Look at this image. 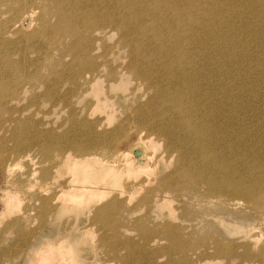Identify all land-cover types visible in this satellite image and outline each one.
Segmentation results:
<instances>
[{"label": "bare ground", "instance_id": "bare-ground-1", "mask_svg": "<svg viewBox=\"0 0 264 264\" xmlns=\"http://www.w3.org/2000/svg\"><path fill=\"white\" fill-rule=\"evenodd\" d=\"M92 1L95 4H89L87 0H41L43 5L49 6L50 2L54 5L42 10L38 9L40 6L36 0H6L0 8V19L15 14L13 30H9L6 22L0 21V113L20 109L19 95L35 93L46 86L50 98L58 97V104L70 103L73 96L79 105L77 112L73 109L71 122H65L67 132L41 130L40 137L35 140H22L16 134L12 137L6 132L5 137L13 140L16 146L2 155L3 161H7L8 169H5L10 170L16 160L19 163L30 157L29 152L22 151L39 144L45 162L51 164V168L44 172L48 177L45 179L51 180L52 188L56 189L49 203L57 205L60 211L63 209L65 214L74 211L76 219L83 217L73 236L65 234V239L61 237L59 244L46 245L39 250L38 264H66L65 260H69V264H94L87 262V257L79 258L81 251L75 246L76 242L66 239L72 237L73 241H77L88 235L86 224H107V220L111 222V217L113 221V214L121 204L127 205L132 201L135 204H131L125 218L128 221L124 219L122 226L125 233L129 232L128 223L140 229L142 234H147L146 242L149 238V244L163 240L170 243L164 248L154 249L144 259H132L129 254L121 256L115 250L110 254L121 264H162V261H155L149 255L159 256L163 252L170 256L168 264H178L180 259L176 254L188 255L189 246L179 240L183 234H192L186 230L199 228L198 224L195 225L197 222L223 225L224 215L228 214L227 204L236 205L244 199L253 201V196L258 197L264 191V178L258 179V183L254 182L255 177L245 180L244 177L226 173L222 131L225 129L226 106L230 97L231 104L238 110L243 109L240 105L241 93L256 98L261 96L264 103V87H257L259 82L264 81L263 53L240 54L241 49L264 41V14L248 27V31L254 34L252 38L236 26L245 16L251 17L249 10L255 5L256 10L262 11L264 2L240 0L235 5L232 0H187L191 2L188 5L184 0L170 4L169 0H155L144 9L134 0H109L114 10H120L123 26L128 32L119 41L121 48H128V59L119 56L117 65L100 62L87 67L84 65L87 53L80 59L73 52L75 39L86 46L89 40L110 39L115 28L108 25L110 30L107 32L106 27L93 29L98 22L107 19L109 10L108 5L100 7L108 0ZM165 11H171L169 17L177 13L174 22L169 23L168 17L163 19ZM52 14L57 18L54 24H50L47 18ZM86 17H90L89 21ZM32 23L37 25L33 38L37 43L31 46L30 41L12 40L10 35L15 32L23 35V24L29 27ZM63 25L70 28L63 31ZM64 32L73 37L68 45H64ZM88 32L91 39L87 36ZM139 44L148 49L135 58ZM130 45L133 47L131 52ZM31 47L34 50L30 54L35 53L36 58L25 55ZM54 48H60L59 57L55 59ZM88 49L90 57L95 58L100 47L95 44ZM38 58L42 59L36 60ZM254 66L257 68L254 69ZM62 79L69 86L63 84ZM237 84L244 87L237 88ZM117 91L130 93L127 97L118 96L122 97L119 103L113 96ZM116 103L125 113L123 117L117 118L109 111ZM140 103H147L154 109L144 113L141 108L133 107ZM61 124L64 125L63 121ZM113 124L116 127L110 128ZM127 127L135 129L137 134H144V137L138 134L139 140L130 147V151H119L112 140ZM142 127L145 132L141 131ZM4 141L0 138V149ZM14 195L12 201L16 200ZM10 201L2 200L3 204ZM153 207V212L160 211L161 214L158 212L151 218ZM195 207L201 211L195 212ZM179 209L183 211L182 219L190 222L188 229L175 223ZM147 219L156 221V227H145ZM69 227L68 231L71 230ZM238 230L243 231L244 228ZM111 231L118 232L116 228ZM249 238L245 246L259 247L263 254L259 257L249 252L247 258L252 260L258 255V263L263 264V231ZM126 246L123 248L126 251L132 248L129 243Z\"/></svg>", "mask_w": 264, "mask_h": 264}, {"label": "rangeland", "instance_id": "rangeland-1", "mask_svg": "<svg viewBox=\"0 0 264 264\" xmlns=\"http://www.w3.org/2000/svg\"><path fill=\"white\" fill-rule=\"evenodd\" d=\"M5 1L6 0H0V8L3 6ZM36 1L38 2L37 5L40 6V8L38 9L47 10L48 8L54 6L52 2L49 3V6H46L40 2L41 0ZM83 1L84 0H81V2ZM87 1L89 4H95L92 0ZM134 1H137L139 4H141L142 8L147 9L155 0ZM159 1L162 2L163 0ZM176 1L177 0H169V4L171 2L175 3ZM258 1L264 2V0ZM184 2L188 5H190L191 3L187 0H184ZM231 3H234L236 5L240 3V0H232ZM102 4L103 6L100 5L101 8H104L105 5H108L109 11L107 13V19L104 18L102 23L98 22L93 29L96 30L100 27H106L107 32L110 30L109 26L112 27L113 25L115 26V28L112 31V37L110 39L101 37L102 39L94 40L92 42L91 40H89L86 46H84L81 41L75 39V44L73 46V52L76 53V55L80 59L87 53V60H84V65H86L87 67L100 62L117 65L118 62H120L119 56L122 57V59H128V48L123 49L119 44L120 39L126 37L128 33L123 26L121 12L119 9L114 10V7L109 0L103 2ZM250 4L253 8L252 2ZM250 4H248L247 7H250L251 9ZM256 7L257 5H255V9L253 8L249 10V15H251V17L246 18L245 16L243 21H240L236 24V26L242 33H244L246 36H251V38L254 34L248 31V27L255 19H258L259 16L264 14V12H262L264 11V7L262 8V11H260V9L259 11L256 10ZM170 14L171 11H165L163 19H166L168 17L167 21H169V23H172L174 22L177 13H175L174 16L169 17ZM222 16L224 18V14H222ZM14 17L15 14L12 13L11 15H7L5 17L3 16L0 21L2 23L6 22L9 30H13L15 28L13 25ZM47 18L50 24L56 23L57 18L53 16V14ZM89 18L90 17H86L85 19H88L89 21ZM36 27L37 25L35 23H32V25L29 27L23 24V35H18V33L15 32L10 36L14 41L18 40L19 42L23 43H25V41H30L31 46H33L34 43H37L36 38L33 39L36 33ZM69 28L70 27L68 25H63L62 27L63 31ZM228 29L229 25L227 24V30ZM25 34H27L28 37H26ZM64 35V45L70 44L73 40V37L68 32H64ZM262 35L264 36V33ZM87 36L89 39H91L89 32L87 33ZM95 44L97 47H100V49L99 51H97V56L95 58H91L88 52V47L90 48ZM224 45L226 46L227 44L224 43ZM60 48H54L52 52L54 55L53 59L59 57ZM263 48L264 41L260 42L259 45L254 44L245 49H241L242 52H240V54L241 56H243L244 54L250 56L252 53L259 52L258 55L260 53H263V56H261V58L263 57L262 62L264 64ZM129 49L131 52L133 47L130 45ZM146 49L148 48L139 44L135 58L140 52L146 51ZM33 50L34 48L32 49L31 47V50L25 55H30L33 58H36L37 55L35 53L30 54V52ZM243 52L244 54H242ZM41 59L42 58H38L36 60ZM49 65H52V61H49ZM146 65L150 66V64L148 63ZM108 67L112 66L108 65ZM255 68L257 67L254 66V69ZM150 72H153V70H150ZM61 82L63 83L64 80L62 79ZM63 84L69 86L67 82ZM236 87L240 88L244 87V85L237 84ZM257 87H264V81L259 82L257 84ZM47 92H49V89L46 86L42 89H38L37 91H35V93L30 92L28 94H21L18 97L20 98V109H11L9 113H0V138H3L5 140L2 143V148L0 149V264H38L37 255L39 250H41V248L43 247H46V245L51 246L53 244H59V241H61L62 238L65 237V234L73 236L76 232L75 229L77 224H79V221L83 218L82 216H78V219H76L77 214L74 211H71V213L68 211L69 213L66 212L65 214V211L63 209L62 211H60L59 209L61 208L57 207V205L49 203L48 200L52 196V194L56 192V189L52 188L53 184L50 183L51 180L49 182L47 181L49 179H45V177H48L44 175V172L45 170L51 168V164L49 162H45V156L39 144H35V146L29 148V150L25 149L24 151H22L23 149H21V151L24 153L29 152V155L31 156L22 159L21 161H19V163L16 160L17 165L16 161H14L13 163L15 164H13V166L11 167L13 170H11V168L10 170L5 169L7 168V164H5V162L7 161H3L2 155L9 153V151H11L16 146L13 144V140L7 139L5 137L6 132L12 137H14V134H16L17 137L22 140L24 138H31V140H35L40 137L41 130H57L61 133L68 131V125H65V122H71L69 120L74 112L73 109H75L77 112V107L79 105L76 104L75 98H73V96L71 97L70 103L58 104V97L50 98L51 95ZM129 93V91L124 93L121 91H117L115 94H113V96H115L114 100L121 103L122 97L118 96L125 95V97H127ZM246 95L247 94L245 93H241V102L239 101L240 105H243V109L238 110L234 108L231 104V97L229 98L228 106H226L227 117L225 118V129H222L224 136V152L226 153L224 160L226 164V173L228 175H238L241 178L244 177L245 180H248L247 178H250L252 180L255 177L254 182L259 183L258 179L264 178V103H262V99H260L261 96L259 98H256L251 97L250 95ZM115 105V107L109 108V111H112L117 118H120V116L123 117L125 113L123 112V110L119 109L118 103H116ZM133 107L141 108L142 112L144 113H148L152 109H154L153 106H149L147 103H140L134 105ZM62 121L64 125L61 124ZM115 127L116 124H113L110 128ZM141 131L145 132V129L142 127ZM138 134H140L141 137H144V134ZM138 134L136 133L135 129L127 127L125 130L118 133L112 141L115 143L119 151H130V147L136 144L139 140ZM133 156L135 157L134 153ZM35 179L39 181L35 182ZM49 187H51L52 189ZM15 192L18 194H16L17 196L14 195ZM7 193L10 195L7 196ZM11 193L16 197H14V199L16 200L12 201L13 195H11ZM260 194L262 195L258 197L253 196V201H251L250 199H244L236 205L227 204L228 214L224 215L225 224L223 225H212L204 224L205 222H197L195 223V225L198 224L197 226H199V228L186 230L187 233L192 234H183L182 236H180L179 240L180 243L189 246L188 255L176 254L175 256L179 257L180 259V262H178V264H259V257L263 254L258 250L259 247L247 248L245 245L248 241H250V236L254 234H260L261 231H263L264 233V191L260 192ZM4 196L7 197L5 198ZM11 196L12 198L10 199ZM1 199L4 202H9V200H11L9 204L13 205H10V207L9 204L4 203L6 205V207H4L5 205L3 204ZM37 201L39 202L37 203ZM131 204H135V201L127 203V205L126 203L121 204L119 209L113 214V221L111 217V222L107 220V224L96 223L94 226H91V224H86L87 226L85 232L88 233V235H85V237L79 238V240L77 241L76 239L73 241L72 237H69V240L66 239L68 242L71 241V243L76 242L75 246L79 249L78 251H81L78 254L79 258L87 257L86 261L94 264H121L120 262L116 261L112 254H110L111 251L115 250L121 256H126V254H129V258L131 257L132 259H144V257H147L146 254H149L154 249L158 250L164 248L170 243V241L163 240L161 243L151 242V244H149V238L146 242L147 234H142L140 229H137L136 227H133V225H130L128 223L127 228H129V232L125 233L122 226L124 224V219L128 216L130 207H132ZM16 207L18 209H16ZM154 208L155 207L150 210L151 218H154L158 214V212L160 213V211H157V209H155L157 212H153ZM198 209L199 208L195 207V212L198 211L197 213H199L201 211L200 209ZM1 210H4V213H1ZM231 210H234V215L231 214ZM60 212H62L64 216L61 215ZM144 212H146V210ZM182 212L183 211L180 209L177 212V215L179 216L178 219H181L182 221L180 222L177 219L178 223L176 222V220L175 223L179 224L180 226L182 225L183 228L186 227L185 229H188V225L190 222L182 219L184 217ZM72 213L76 215H73ZM261 216L262 219H258ZM164 217L167 219L166 216ZM246 217H248L250 221H248V218ZM125 220L128 221L127 219ZM147 221L148 222L145 223V227L148 226V229L156 227V223H154L156 221L152 220L151 222L148 219ZM69 225L71 226L70 231H68V229H70ZM241 227L244 228L243 231H236ZM113 228H116L118 232L111 231L113 230ZM198 229H200V231ZM67 231L70 233H68ZM110 231L111 233H109ZM203 231H205V233H203ZM248 234L249 236H247ZM67 241L65 243H67ZM128 243L130 244L129 247L132 248L128 249L127 253L126 249L123 248L127 247L126 244ZM75 246L73 244V247L76 250L77 248ZM97 246H99L101 249ZM110 247H112V249ZM93 248H95L96 250L95 254H93ZM104 248H106V250ZM249 252L252 254H258L259 257L258 255H256L255 258H252V260H250L246 256ZM169 257V254L163 252H160L159 256L153 254L149 255V258H152L155 261L157 259L162 261V264H168L167 259ZM74 260L76 259L74 258ZM68 261L69 260H65L64 263L69 264ZM78 261L79 259L76 262ZM253 261H256V263H254ZM136 263L143 264L142 262H135L134 264ZM262 263L264 264V262Z\"/></svg>", "mask_w": 264, "mask_h": 264}]
</instances>
